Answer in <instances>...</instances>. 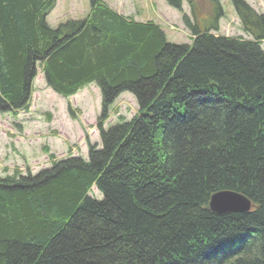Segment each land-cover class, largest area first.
<instances>
[{"label": "trees", "instance_id": "1", "mask_svg": "<svg viewBox=\"0 0 264 264\" xmlns=\"http://www.w3.org/2000/svg\"><path fill=\"white\" fill-rule=\"evenodd\" d=\"M207 1L211 24L184 14L192 43L175 44L103 0L57 27V0H0V112L28 106L38 65L63 97L102 95L87 160L0 176V264H264V15L231 0L253 40L215 35ZM124 92L138 114L105 128ZM221 190L252 209L214 213Z\"/></svg>", "mask_w": 264, "mask_h": 264}, {"label": "rangeland", "instance_id": "2", "mask_svg": "<svg viewBox=\"0 0 264 264\" xmlns=\"http://www.w3.org/2000/svg\"><path fill=\"white\" fill-rule=\"evenodd\" d=\"M104 1L125 15L155 21L163 28L169 42L175 44L192 43V34L184 23L183 14L191 21H203V26L210 24L208 17L214 18L213 5L207 0H196L198 5L194 14L187 2H183L182 10H177L165 0ZM245 1L255 11L264 14V0ZM220 2L223 16L218 20V31L213 33L252 40L230 0ZM88 11L89 0H58L47 21L50 26L57 27L67 20L83 18ZM261 47L264 50V40ZM101 111L102 95L95 84L85 86L74 96L63 97L49 87L38 65L28 106L0 112V176L15 172L35 174L71 156L87 160L89 143L101 147L97 129ZM138 112L134 96L123 93L110 105L104 126L129 121ZM92 195L101 198L96 187H93Z\"/></svg>", "mask_w": 264, "mask_h": 264}, {"label": "water", "instance_id": "3", "mask_svg": "<svg viewBox=\"0 0 264 264\" xmlns=\"http://www.w3.org/2000/svg\"><path fill=\"white\" fill-rule=\"evenodd\" d=\"M209 208L216 214L248 212L252 202L245 195L233 190H221L211 195Z\"/></svg>", "mask_w": 264, "mask_h": 264}, {"label": "crops", "instance_id": "4", "mask_svg": "<svg viewBox=\"0 0 264 264\" xmlns=\"http://www.w3.org/2000/svg\"><path fill=\"white\" fill-rule=\"evenodd\" d=\"M111 8H113V7H111ZM114 9V8H113ZM116 10V9H115ZM118 12H120V13H123V12H121V11H119V10H117Z\"/></svg>", "mask_w": 264, "mask_h": 264}]
</instances>
